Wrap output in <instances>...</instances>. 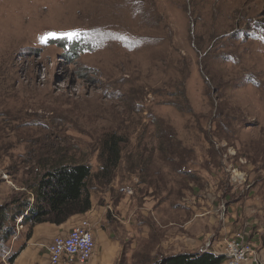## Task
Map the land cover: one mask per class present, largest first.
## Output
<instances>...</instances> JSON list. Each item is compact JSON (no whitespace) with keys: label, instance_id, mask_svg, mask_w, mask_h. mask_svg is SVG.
<instances>
[{"label":"rangeland","instance_id":"374dc122","mask_svg":"<svg viewBox=\"0 0 264 264\" xmlns=\"http://www.w3.org/2000/svg\"><path fill=\"white\" fill-rule=\"evenodd\" d=\"M110 134L122 156L91 197L118 225L112 264L216 254L225 239L248 247L241 264H264V0H0V206L32 201L55 161L98 171ZM163 197L181 218L150 211ZM21 223L0 264L24 248Z\"/></svg>","mask_w":264,"mask_h":264},{"label":"trees","instance_id":"16d2710c","mask_svg":"<svg viewBox=\"0 0 264 264\" xmlns=\"http://www.w3.org/2000/svg\"><path fill=\"white\" fill-rule=\"evenodd\" d=\"M69 52L67 50L65 53ZM160 139L161 136L157 137V140ZM123 142L122 136H105L101 142L100 167L94 173L89 164L81 161H55L36 173L33 182L29 184L32 201H29V196L21 198L19 195L0 206V250L6 251L7 241L15 236V222L19 217H22L21 224L27 226L25 237L28 239L36 224L61 225L71 216L87 212L91 208V192L99 184L110 183L111 174L122 156ZM176 172L181 173L182 170L177 169ZM94 180L98 182L95 184ZM93 184L95 187L91 190ZM21 247L8 256V262L14 260ZM221 260V255L208 250L158 258L154 264H219Z\"/></svg>","mask_w":264,"mask_h":264},{"label":"crops","instance_id":"0c3cea01","mask_svg":"<svg viewBox=\"0 0 264 264\" xmlns=\"http://www.w3.org/2000/svg\"><path fill=\"white\" fill-rule=\"evenodd\" d=\"M180 178V174L176 171L174 172ZM115 187V186H114ZM113 187V188H114ZM127 188V187H126ZM101 189V188H100ZM121 189V188H120ZM131 189V190H130ZM132 188L129 186L127 192L132 193ZM103 199V198H102ZM99 198L95 200V197H91V208L82 214L71 216L65 223L62 225H48L47 228L42 226H35V238L26 241L24 248H22L17 256L14 258L13 264H50L47 255L45 245L52 238L53 231L57 232L61 228L62 234H66L70 228L68 226L73 224L81 215H90L92 221L90 225L92 227V232L95 240V250L91 259L86 264H112L114 259H116L115 249L121 245V238L119 239L116 234L117 223L113 219L111 212L109 211L106 205H99ZM102 204V203H101ZM179 201L170 200V197H163L161 201L150 211L158 212L160 210H173L175 214L181 218ZM142 214V213H141ZM145 215V214H142ZM148 216V215H147ZM128 229L131 234L136 235L140 231L141 238L145 240L146 235L148 234L145 226L148 227L146 221H140L136 219V214L134 212L127 217ZM130 222V223H129ZM68 226H67V225ZM136 225V226H135ZM144 225V227H140ZM64 226V228H63ZM136 228V229H135ZM42 229H46L43 235H38L41 233ZM140 229V230H139ZM220 238H222V233ZM34 235V234H33ZM137 236V235H136ZM132 245L134 246L136 240H132ZM115 256V257H114ZM60 264H78L74 258H66Z\"/></svg>","mask_w":264,"mask_h":264},{"label":"built area","instance_id":"2783aa9c","mask_svg":"<svg viewBox=\"0 0 264 264\" xmlns=\"http://www.w3.org/2000/svg\"><path fill=\"white\" fill-rule=\"evenodd\" d=\"M22 217L17 219L20 223ZM230 240V239H228ZM224 240L223 248L216 251L222 256L220 264H241L246 260L244 255L248 247L244 246L237 239ZM95 250V240L90 222L84 221L66 233L51 238L46 245V253L51 264H60L63 259L74 258L78 264H86L92 257Z\"/></svg>","mask_w":264,"mask_h":264},{"label":"snow or ice","instance_id":"6c2138e0","mask_svg":"<svg viewBox=\"0 0 264 264\" xmlns=\"http://www.w3.org/2000/svg\"><path fill=\"white\" fill-rule=\"evenodd\" d=\"M62 35L65 36L68 39H72V38L78 36L79 33H77V32H71V33H64ZM49 36L50 37H56L57 34L56 33H50ZM46 39H47V37H44V38H42V41H45L46 42Z\"/></svg>","mask_w":264,"mask_h":264},{"label":"bare ground","instance_id":"6f19581e","mask_svg":"<svg viewBox=\"0 0 264 264\" xmlns=\"http://www.w3.org/2000/svg\"><path fill=\"white\" fill-rule=\"evenodd\" d=\"M50 262V261H49ZM51 264V263H50Z\"/></svg>","mask_w":264,"mask_h":264}]
</instances>
